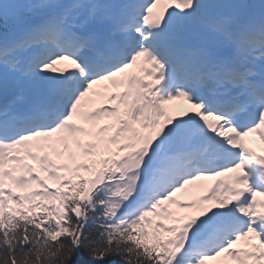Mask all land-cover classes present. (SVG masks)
Masks as SVG:
<instances>
[{"label":"snow or ice","instance_id":"1","mask_svg":"<svg viewBox=\"0 0 264 264\" xmlns=\"http://www.w3.org/2000/svg\"><path fill=\"white\" fill-rule=\"evenodd\" d=\"M253 136L264 0H0V264H264Z\"/></svg>","mask_w":264,"mask_h":264}]
</instances>
